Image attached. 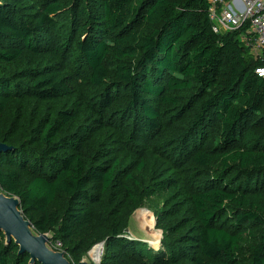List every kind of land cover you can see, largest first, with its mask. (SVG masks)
<instances>
[{
    "label": "trees",
    "instance_id": "1",
    "mask_svg": "<svg viewBox=\"0 0 264 264\" xmlns=\"http://www.w3.org/2000/svg\"><path fill=\"white\" fill-rule=\"evenodd\" d=\"M0 1V186L38 232L56 248L103 202L120 243L156 195L175 237L154 260L264 264V56L240 31L216 33L208 0ZM18 251L0 232V264H30Z\"/></svg>",
    "mask_w": 264,
    "mask_h": 264
},
{
    "label": "rangeland",
    "instance_id": "2",
    "mask_svg": "<svg viewBox=\"0 0 264 264\" xmlns=\"http://www.w3.org/2000/svg\"><path fill=\"white\" fill-rule=\"evenodd\" d=\"M71 59L72 54L68 61L70 65L73 64ZM2 70L3 68H0V71ZM89 74L90 68L79 64L71 73V77L74 79L72 87L75 90L79 88L93 90L89 85ZM205 137L206 145L209 143L215 145L218 142V134L214 130L209 135L206 134ZM159 141V137L154 138L152 144H156ZM139 199V206L134 207L131 204L128 207L129 211L126 214L128 226L124 230V241L110 245L105 244L101 248V257L98 261L94 258L93 251L105 241L107 237L105 226L110 223L106 216L103 202H100L98 205L99 216L93 223L68 240L62 242L55 241L56 248L65 249L67 257L74 263L80 262L85 256L92 264H102L103 261H111L114 264H161L159 261L153 259L151 251L164 250L166 243L175 236L169 235L163 227L158 225V212L163 207L162 200L156 195L144 198L141 193ZM65 204L66 202L62 199H58L51 210L58 213L64 208ZM49 233L53 238L55 237V231H49ZM137 250H143L146 253L139 254ZM183 251L189 252V254L195 252L191 249ZM185 264H190L187 259H185Z\"/></svg>",
    "mask_w": 264,
    "mask_h": 264
},
{
    "label": "water",
    "instance_id": "3",
    "mask_svg": "<svg viewBox=\"0 0 264 264\" xmlns=\"http://www.w3.org/2000/svg\"><path fill=\"white\" fill-rule=\"evenodd\" d=\"M1 4V1H0ZM13 147L0 142V153L12 150ZM0 232L4 233L6 244L14 242L19 246V254H29L30 264H92L83 257L78 263L67 257L66 250L55 248L53 236L49 232H38L22 210L21 199L5 192L0 186ZM105 240L100 245H105Z\"/></svg>",
    "mask_w": 264,
    "mask_h": 264
},
{
    "label": "built area",
    "instance_id": "4",
    "mask_svg": "<svg viewBox=\"0 0 264 264\" xmlns=\"http://www.w3.org/2000/svg\"><path fill=\"white\" fill-rule=\"evenodd\" d=\"M208 1L210 21L216 33L240 31L241 40L252 53L264 56V0ZM259 73L264 75V68Z\"/></svg>",
    "mask_w": 264,
    "mask_h": 264
},
{
    "label": "bare ground",
    "instance_id": "5",
    "mask_svg": "<svg viewBox=\"0 0 264 264\" xmlns=\"http://www.w3.org/2000/svg\"><path fill=\"white\" fill-rule=\"evenodd\" d=\"M101 248L102 246L100 245L99 247H96L95 250L93 251V256L94 258L98 261L101 257Z\"/></svg>",
    "mask_w": 264,
    "mask_h": 264
}]
</instances>
